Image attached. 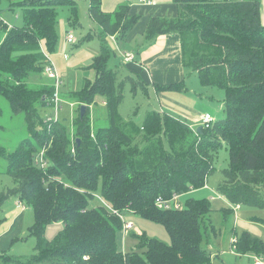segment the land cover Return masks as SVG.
Wrapping results in <instances>:
<instances>
[{"label":"trees","instance_id":"16d2710c","mask_svg":"<svg viewBox=\"0 0 264 264\" xmlns=\"http://www.w3.org/2000/svg\"><path fill=\"white\" fill-rule=\"evenodd\" d=\"M174 2L178 14L151 17L145 39L149 43L159 35L179 33L185 66L198 74L203 86L224 91L225 117L216 118L202 131L160 110H148L140 125L122 117L124 84L131 81L134 92H147L145 81L130 74L120 80L118 66L113 68L109 62L114 50L107 37H127L141 19L130 5L107 13L102 0H89V16L101 25L104 35L100 55L90 65L96 79L87 78L83 88L64 96L80 105L71 134L61 120L48 124L40 114L41 108L49 106L54 86L32 88L27 80L31 73H44L47 59L42 42L50 53L57 50L58 8H69L72 26L81 24L77 1L21 0L14 4L23 9V25L9 28L0 19V28L7 32L0 45V95L14 113H24L30 135L13 151L0 143V157L6 158V173L15 183L0 189V212L12 196L30 206L35 221L29 234L36 240L35 252L27 260L0 249L2 263L212 264V252L204 247L218 233L210 215L211 200L190 197L176 209H160L155 200L204 188L215 173L217 153L224 145L230 165L221 170L217 192L230 203L264 212L262 1ZM155 88L188 89L186 81ZM96 96H103L107 105L105 115L96 116L94 124L91 109L81 117L80 108L93 103ZM43 149L46 167L37 161ZM97 195L124 217L125 212H134L163 225L171 243L134 233L137 249L125 251L124 221ZM228 211L222 210L224 218ZM255 221L264 223V217H255ZM54 222L64 223V228L48 239L46 230ZM237 238L239 254L264 257V241L249 230Z\"/></svg>","mask_w":264,"mask_h":264},{"label":"rangeland","instance_id":"374dc122","mask_svg":"<svg viewBox=\"0 0 264 264\" xmlns=\"http://www.w3.org/2000/svg\"><path fill=\"white\" fill-rule=\"evenodd\" d=\"M18 1L21 0H0V14L6 20H8L10 24L21 26L24 24L23 9L14 4ZM76 1L79 6V20L81 21V24H83L84 26L83 28L85 27L88 28L91 20L89 16V10L86 7L85 0H76ZM17 14L19 15L18 18H17ZM70 15L71 14L68 7L60 6L58 8V18H57L58 33L60 32V27L61 25H63V23L65 24V28H67L69 22L68 19ZM261 15L264 20L263 0L261 3ZM4 23L5 22H3V25ZM88 30L85 31L82 30V28H80L79 25H77V28L72 29L74 35H76L78 39L79 37H82V35H84V33ZM72 50L74 51L76 49L73 47L70 51L72 52ZM43 52L46 56V52L45 51ZM118 65H119L118 74L120 76V80H124L128 76V74H126L127 71L124 66L121 67L120 64ZM186 70H187L186 73L189 74V75L186 74V83L188 89H186V91L184 92L175 91V90L165 91V92H161L162 95L160 96L159 94L156 95L154 89H151L148 93L145 90L143 91L142 89H139L138 92H134L132 89V82L129 81L125 83L123 86L124 97L119 107L121 115L127 120H130L131 118L135 119L139 125L143 123L146 112L154 108H156L157 110L163 109L170 114H172L171 112L174 110L173 112L177 113V115L175 114L177 117L178 115L182 116V114L179 111H177L179 109H182L183 112H186V114L189 113L190 115H192L191 112H193L194 109V110H198L199 113H201L202 111L203 112L209 111L217 119L225 117L224 108H223L224 91L217 87L213 88V87H207L201 85L198 74L195 72H191V69L187 67ZM91 71H93V69ZM83 72L84 71L79 68L78 69L73 68L72 70H69L66 73L67 75L65 76L64 83L61 85V90L64 88L66 92L60 91L62 92L61 96H63L64 102L62 101L61 103V106L63 107L62 109H60L59 112L60 113L59 120H61V122L66 125L68 132L70 134L73 131L74 117L76 116V113L78 112L77 110L79 109L80 105H78V102L76 101L73 102L69 101V99H66L64 96L67 97L69 93H73V91H78L82 88L83 81L85 80L83 78ZM89 77H90L88 78L89 80H94L93 76H89ZM81 78H83L82 82H81ZM27 85L32 88H38V87L41 88V87H45V85H47L46 87H52V85L54 84L50 78L48 79L45 76L44 78H42V76L38 73H31ZM103 101H106L103 96L102 97L96 96L95 101L93 102L94 107L96 106L99 108L102 107ZM70 103L74 105L72 107H76L73 111ZM88 106H90L88 108L92 110L93 108L92 105L89 104ZM0 108H1L0 125L3 126L2 129H0V143L5 145L7 150L13 151L18 147L19 143L23 139L30 137L27 121L25 120V115L23 112L14 113L9 101L3 95H0ZM168 109L172 111L170 112V110ZM53 112H54V108L52 106L41 108L40 110V114L43 118L45 116L51 115ZM96 113L97 110L96 111L94 110L91 113L92 123H94L95 120L94 117H96L97 115ZM92 131L94 132L93 128ZM74 142H75V136L71 137L72 148ZM43 151L44 150H42L41 153ZM216 158L217 160L215 162V168H216L215 173L210 175L206 185L203 186L204 188L192 190L188 194L182 195L180 201L183 203V206L186 204L187 202L186 200L190 199V197L195 199L206 198L208 200H211V202L213 203L214 210L210 214L211 219L216 229H218V231L222 230L221 234L223 235L218 237L217 241L210 240V242L204 243V247H206L208 251L213 252L214 247H215V251L213 253L217 252V250H221L220 259L218 257L215 258L213 257L212 264H222L223 261L226 264H252L254 262V257H252V260L243 258L242 262H237L236 256L230 254L229 233L233 228H235L239 234H241L243 231H247V230L255 231V230L252 227L243 228L240 225L237 224L235 225L234 224L235 218L231 219L229 218V215H227L228 217L225 218L224 220L223 215L220 213V209H221L220 207L222 205L220 204V200L218 199V194L216 190L218 187L217 186L218 182L222 179L221 170L224 168H228L230 165V157L226 145L220 147ZM7 166L8 164L6 158L0 157V189L1 190L8 187H13L15 184L13 178H11L6 173ZM208 186L209 188H207ZM15 199H17V197L12 196L11 200L9 199L10 201L3 206L4 210L2 212H5L7 211V209L12 208L13 207L12 203L13 200ZM243 209L244 211L249 210L247 215L264 217L263 210L249 206L244 207ZM2 215L3 214L0 213V217ZM125 219L134 224V229L127 233H125L123 228L125 234L123 239L124 240L123 246L125 251H132L137 249L138 239H136L133 236L134 233L136 234L146 233L147 236L156 238L161 242H165L166 244L171 243V238L169 236V233L163 225L155 221H152L150 219H146L137 213L132 214L130 212H125ZM222 221H225V223H223ZM253 224L255 225V227L258 226L257 227L258 229L264 230L263 223H258L254 221ZM63 228H64V223L54 222L49 225L45 234L48 239H52L55 236H57L59 232L63 230ZM24 235L25 236H22L20 241H15L12 243L13 250L10 249L9 246L7 247L9 253L12 254L13 257L18 260H27L35 252V248H34L36 243L35 238L30 236L29 231H27ZM211 238L213 239V235L211 236ZM235 241H237L236 237L233 239V242ZM5 242H7V238L3 239L4 246H5ZM0 264H4V263L0 261Z\"/></svg>","mask_w":264,"mask_h":264},{"label":"crops","instance_id":"0c3cea01","mask_svg":"<svg viewBox=\"0 0 264 264\" xmlns=\"http://www.w3.org/2000/svg\"><path fill=\"white\" fill-rule=\"evenodd\" d=\"M85 3H86V7L89 10V7H90L89 0H85ZM127 4L131 6V12L134 14H139L141 19L131 29L127 37L119 38L117 35L107 37V41H108L110 48L114 50V53L111 56V59L109 61L110 65L112 64L113 66L111 65V67L113 68L117 66L119 67L118 64H120L121 67L124 66L127 71L126 74L128 75L130 74L146 82L147 93L151 89H154L156 95L159 94L161 96L162 95L161 92H165V91H157V89L155 88V85H158V84L167 85V84L186 81V74H187L186 67L187 66H185L184 60H183L181 38H180V34L175 32L171 34L159 35L158 37H156L155 40L148 43L147 40L145 39V29L151 17H156V16L170 17V16L177 15L178 5L174 2V0H102L103 10L107 13H113V11L117 10L121 5H127ZM18 17L19 15L17 14V18ZM1 18L3 22H5L9 26V28H12L15 25V24L14 25L10 24L8 20H6L3 16H1ZM90 20L91 21H90V25L88 28L86 27L83 28L84 27L83 24L79 25V27L82 28V30L84 31L88 29L89 30L86 31L84 35H82V37H79V39L75 35V40L72 41L71 43L68 42L67 36L69 33L71 32L73 33L72 29L77 28V26H72L70 22H68L67 28H65V24L63 23V25H61L60 27V32H59L60 34L58 33L60 37H59V42L56 48L57 50L55 53H50L48 50H46V46L44 42H42L41 44L42 50L45 51L46 55L49 56L50 63L54 64L57 72L59 73V76L61 77V81H62L61 85L65 81V76L67 75L66 73L69 70H72L73 68H77V69L79 68L84 71L83 78L85 80L83 81V78H81V82L83 81V86L87 78H90L89 76H93L94 80L97 77L95 70L93 69V71H91L92 68L90 65L93 63V59L100 55V52H101L100 44H101L102 36L104 34H103V29L101 25L97 24L91 18ZM261 20L264 25V20H263L262 15H261ZM6 33H7L6 30H4L3 28H0V45H1V42L5 39ZM73 47L76 50L74 51L72 50L71 52L70 50ZM127 53L128 54L132 53L134 55V58L132 60L126 61L125 55ZM44 76L49 79V77H47L45 73H43L42 78H44ZM50 79L51 81H53V84H54L53 86H55V80L52 78ZM28 80H27V83H28ZM61 85H60V91L66 92L64 88L61 90ZM184 91H181V92H184ZM48 105L50 106L49 103ZM90 105H92L93 107L91 110V113L92 111L97 110L96 116H99V115L101 116L102 112H103V115H105V105H107L106 101H103L102 103L103 106L100 108L97 106L94 107L93 103ZM75 108L76 107H72V111ZM152 110H157V109L154 108ZM159 110L162 112L165 111L163 109H159ZM171 111L172 110H170V112ZM173 111L171 113L173 115L175 114L177 115V113ZM177 111H179L182 114V116L178 115V117L188 122L191 126H200L202 124L201 115L204 113L203 111L199 113L198 110L193 109V112H191L192 115H190L189 113L186 114V112H183L182 109H179ZM205 112H209V111H205ZM95 118L96 117H94V119ZM207 188H209V186ZM217 194H218V199L220 200V204L222 205L220 207L221 208L220 213L222 214V210L224 209H229V211H231V214H232L230 218L231 219L235 218L234 219L235 225L236 224L240 225L243 228L252 227L255 231H251V230L249 231L254 236L264 241V230L258 229L257 228L258 226L255 227V225L253 224V222L255 221V217H258V216L247 215L249 210L244 211L243 206L230 203L223 195H221L218 192ZM10 200H7L6 203L9 202ZM211 204H212V212H213L214 210L213 203L211 202ZM12 205L13 207L7 209V211L2 212L4 210L2 209V211L0 212L3 214L0 217V219L2 220V223L0 225V249L5 252L8 251L7 249L8 246L10 247V249H12V243L15 241H20L21 237L25 236L24 234L30 230V227L35 221L33 209L30 206L25 205L18 198L13 200ZM229 211L225 212V214L230 215ZM222 222L225 223V221H222ZM255 222H258V221H255ZM221 232L222 230L221 231L219 230L217 235H215L212 240L217 241L218 237L223 235L221 234ZM238 235L240 234L237 232L235 228H233L229 233V238H230L229 239V242H230L229 251L231 255L236 256L237 262H242L243 258L252 260V257H254V262L252 264H256L257 260L261 262L262 264H264L263 256L258 257L251 253L241 255L239 254V252H237L236 244H235L236 241L233 242V239L235 237L237 238ZM5 238H7V242H5V246H4L3 239ZM214 251H215V247L213 249V252ZM220 251L221 250H217V252L215 253L212 252V257L214 258L218 257L220 259ZM222 264H226V263L223 261Z\"/></svg>","mask_w":264,"mask_h":264},{"label":"built area","instance_id":"2783aa9c","mask_svg":"<svg viewBox=\"0 0 264 264\" xmlns=\"http://www.w3.org/2000/svg\"><path fill=\"white\" fill-rule=\"evenodd\" d=\"M67 40L68 42H72L75 40V35L71 32L68 34L67 36ZM47 57V63L44 69V73L47 77L52 78L55 80V86H54V94L53 96L50 98L49 100V104L50 106H52L54 108V112L49 115V116H45V123L47 122L48 124H50L51 122H57L59 121V112L61 109V103L63 100L62 96H61V92H60V85L62 83L61 81V77L59 76V73L57 72L55 66L53 63H50L49 60V56L46 55ZM134 58V55L132 53H127L125 55V60L129 61L132 60ZM72 105V104H71ZM74 106V105H72ZM202 124L205 127H209L211 124H213L216 120L215 116L211 113V112H204L202 115ZM193 128H195V126H192ZM92 136L95 137V133L93 131H91ZM44 151L38 156L37 161L39 163H41L42 167H46L48 163L45 162L44 160V154H45V149H43ZM73 152L74 148H73ZM97 197L99 198V200H101L104 204H106L108 206V208L115 213L116 215L120 216L123 221H124V231L125 233L131 231L132 229H134V224L129 222L128 220L125 219L124 214L114 208L111 207V205L107 204V202H104L103 199L97 195ZM180 197H182L181 194H177L175 193L173 197L171 198H164L163 196H159L156 198L155 202L156 205L160 208V209H176V208H181L183 207V203L180 201ZM256 264H262L261 262H259L257 260Z\"/></svg>","mask_w":264,"mask_h":264},{"label":"water","instance_id":"95a60500","mask_svg":"<svg viewBox=\"0 0 264 264\" xmlns=\"http://www.w3.org/2000/svg\"><path fill=\"white\" fill-rule=\"evenodd\" d=\"M87 110H88V105L82 104V106L80 108V116L83 117ZM202 127H203V125L199 126L198 130L202 131ZM77 141H79V138L77 139Z\"/></svg>","mask_w":264,"mask_h":264}]
</instances>
